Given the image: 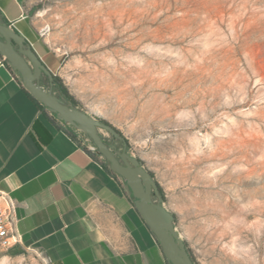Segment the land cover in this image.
<instances>
[{
    "label": "rangeland",
    "instance_id": "rangeland-1",
    "mask_svg": "<svg viewBox=\"0 0 264 264\" xmlns=\"http://www.w3.org/2000/svg\"><path fill=\"white\" fill-rule=\"evenodd\" d=\"M28 13L80 109L153 174L196 264H264V0H33ZM0 264L45 263L0 246Z\"/></svg>",
    "mask_w": 264,
    "mask_h": 264
},
{
    "label": "crops",
    "instance_id": "crops-1",
    "mask_svg": "<svg viewBox=\"0 0 264 264\" xmlns=\"http://www.w3.org/2000/svg\"><path fill=\"white\" fill-rule=\"evenodd\" d=\"M32 3L0 0V14L60 76L29 18ZM21 86L0 61V203L12 201L19 238L7 255L45 264H168L123 180L70 127L45 118Z\"/></svg>",
    "mask_w": 264,
    "mask_h": 264
},
{
    "label": "water",
    "instance_id": "water-1",
    "mask_svg": "<svg viewBox=\"0 0 264 264\" xmlns=\"http://www.w3.org/2000/svg\"><path fill=\"white\" fill-rule=\"evenodd\" d=\"M0 56L18 76L22 87L58 122L70 127L92 153L108 163L110 170L127 186L137 212L155 236L168 264H193L183 239L174 227V216L159 194L156 182L138 158L130 155L120 133L110 124L90 116L78 107L60 100L52 91V73L37 54L26 45L25 39L10 26L0 23ZM46 76L48 88L40 83ZM105 131L122 142L121 150L107 143L101 134Z\"/></svg>",
    "mask_w": 264,
    "mask_h": 264
},
{
    "label": "trees",
    "instance_id": "trees-1",
    "mask_svg": "<svg viewBox=\"0 0 264 264\" xmlns=\"http://www.w3.org/2000/svg\"><path fill=\"white\" fill-rule=\"evenodd\" d=\"M0 23L1 24H4L6 26H9V23H7L4 18L1 16L0 14ZM26 45L28 47L29 44L25 41ZM7 66V68L11 71V69L9 68V66L7 65L6 62H4ZM40 83H45L47 84V86H49V81L47 79L46 76H42L40 78ZM21 89L23 91V93L33 102V104L36 106V108L40 111V113L47 119H49L52 123H56V124H59V122L52 116L50 115V113L47 111L46 108H44L39 102H37L22 86H21ZM52 91L56 94V96L62 100L64 103L68 104L69 106H72V107H78L80 108V105H79V102L73 97V95L70 94V92L68 91L67 87L64 85V83L62 82L61 78L58 76V75H52ZM103 121V120H101ZM105 122V121H104ZM65 132L72 138L74 139V136L67 130H65ZM89 154H91L92 156L95 157V155L93 153H91L89 150L85 149ZM139 160V159H138ZM139 163L142 165V161L139 160ZM106 167L109 169L110 172H112L108 166V163H106ZM151 174V177H153V174L150 172ZM156 182V181H155ZM156 185H157V189L159 191V194L161 196V199L162 201L164 202L165 201V198H164V194H163V191H162V188L160 187V185L156 182ZM173 214V213H172ZM174 216V214H173ZM174 222H175V217H174ZM184 244H185V248H186V251L192 261L193 264H196V261H195V257L192 253V251L190 250L189 246L187 245V243L184 241Z\"/></svg>",
    "mask_w": 264,
    "mask_h": 264
},
{
    "label": "built area",
    "instance_id": "built-area-1",
    "mask_svg": "<svg viewBox=\"0 0 264 264\" xmlns=\"http://www.w3.org/2000/svg\"><path fill=\"white\" fill-rule=\"evenodd\" d=\"M0 61L5 60L0 56ZM84 144V142L81 140ZM89 150V149H88ZM92 152V149L89 150ZM0 203V246L2 248H8L11 245H15L19 242V238L14 228V205L12 201L3 196Z\"/></svg>",
    "mask_w": 264,
    "mask_h": 264
},
{
    "label": "flooded vegetation",
    "instance_id": "flooded-vegetation-1",
    "mask_svg": "<svg viewBox=\"0 0 264 264\" xmlns=\"http://www.w3.org/2000/svg\"><path fill=\"white\" fill-rule=\"evenodd\" d=\"M106 141V140H105ZM111 141H119L118 139H115V138H113L112 136H111ZM107 142V141H106Z\"/></svg>",
    "mask_w": 264,
    "mask_h": 264
}]
</instances>
